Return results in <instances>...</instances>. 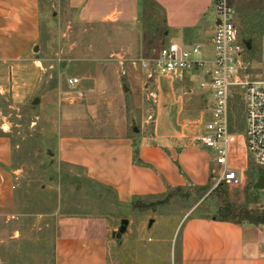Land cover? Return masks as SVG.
Instances as JSON below:
<instances>
[{
  "label": "crops",
  "instance_id": "obj_1",
  "mask_svg": "<svg viewBox=\"0 0 264 264\" xmlns=\"http://www.w3.org/2000/svg\"><path fill=\"white\" fill-rule=\"evenodd\" d=\"M43 1L0 0V95L13 110L26 106L39 90L43 71V61L39 59ZM66 1L67 12L79 23L111 32L110 45L115 53L131 55L139 46L150 45L146 33L138 35L147 4L160 12L167 41L172 33L182 46L208 47L215 31L211 0ZM237 1L230 0L235 13ZM151 35L154 40L160 36L156 32ZM185 78H150L141 66L121 63L97 67L96 73L84 71L79 83L68 84V88L79 86L71 91L87 98L89 111L94 98H98L108 109L117 111L120 117L124 113L125 117V96L143 84L144 91L152 92L153 126L148 131L143 126L139 133L133 131L135 135H131L126 122L119 120L114 128L119 127L120 131L105 134L88 129L86 133L79 123L65 120L58 137L59 161L78 170L95 187L112 193L125 208L134 207L138 201L161 198L171 191H203L201 188L213 186L216 166L211 150L193 142L196 134L184 119L188 101L180 96L177 83ZM183 88H189L184 89L185 97L192 94L190 84L184 83ZM75 101L78 100L72 103ZM3 120L0 106V217H9L16 214L17 171L13 170V142ZM238 147H233L232 161L246 165V150ZM90 224L87 221L83 229L92 227ZM180 226L179 264H264V231L258 226L221 221L215 216L194 217L192 213L181 219L176 233ZM61 227L54 264H110V242L101 226L96 232L78 233L75 231L80 221L67 219L60 223Z\"/></svg>",
  "mask_w": 264,
  "mask_h": 264
},
{
  "label": "rangeland",
  "instance_id": "obj_2",
  "mask_svg": "<svg viewBox=\"0 0 264 264\" xmlns=\"http://www.w3.org/2000/svg\"><path fill=\"white\" fill-rule=\"evenodd\" d=\"M211 3L213 6V0ZM234 6L237 9L242 5ZM247 11L244 12L249 17L244 18L249 24L247 27L243 19L239 22L236 12L239 37L245 43H251L250 50L245 46L243 59L248 75L264 81V35L258 33V24L264 22V13L251 14ZM160 18V12L147 4L138 35L140 37L142 32L144 35L146 33L150 45L145 44L144 48L139 46L131 55L123 51L115 53L110 45L112 34L109 30L79 23L72 13L67 12L66 0L43 1L39 56L43 61V71L39 90L34 99L20 110L10 109L9 102L0 95L4 114L2 124L6 125L5 129L13 142V170L17 171L16 214L0 217V264H54L56 240L62 232L60 223L67 219L80 221V227L75 231L78 233L96 232L100 226L103 228L110 242V264H179L178 235L182 226L177 233L175 231L186 214L217 217L224 202L228 201L235 208H245L253 214L262 215L264 190L254 189L260 169L251 158L246 165L237 161L234 166L238 175L244 176L240 187L221 184L212 190L210 184L203 191L194 188L175 190L161 198L138 201L131 208L120 206L112 193L95 187L78 170L59 161L58 137L65 120L79 123L86 133L88 129L105 134L120 131L119 127L114 128L119 125V120L126 122L131 135H135L134 127L140 130L145 126L147 131L152 128V92L144 91L143 84L125 96V117L124 113L120 117L117 111L108 109L98 98H94L93 109L89 111L87 98L77 95V91H71L79 86L68 88V79H80L84 71L96 73L97 67L114 63L133 65L141 58L152 59L168 41L178 43L179 39L172 33L168 41L165 40ZM253 26L255 28L251 29ZM155 32L160 34L156 40L151 35ZM70 48L74 49L70 51ZM64 62L66 67L62 68ZM204 81L205 77L199 73L187 75L177 83L180 96L188 101V112L184 119L196 134H193L194 138L200 135L199 121L206 113L209 98V93L201 86ZM83 83L87 84L86 81ZM184 83L190 84V96H184V89L189 90L183 88ZM157 87L158 79L155 91ZM239 94H235L231 100L230 121L236 147L239 145L241 148L244 146L246 124ZM36 99L39 103L34 105ZM73 100L78 101L72 103ZM211 153L214 157L215 153ZM123 219H128L130 226L121 245H118L112 238V232L118 230ZM152 219L155 223L148 229ZM87 221L91 222L92 227L83 229ZM258 227L264 231V225Z\"/></svg>",
  "mask_w": 264,
  "mask_h": 264
},
{
  "label": "built area",
  "instance_id": "obj_3",
  "mask_svg": "<svg viewBox=\"0 0 264 264\" xmlns=\"http://www.w3.org/2000/svg\"><path fill=\"white\" fill-rule=\"evenodd\" d=\"M213 12L215 31L208 47H186L171 41L154 58L136 60L133 64L146 69L150 78L160 75L184 78L199 73L205 77L202 89L209 93V98L206 113L199 121L202 132L193 142L215 153L212 188L215 190L221 184L237 188L244 182V176L238 175L232 161L236 142L230 111L231 100L238 92L245 112L243 145L248 157L264 171V81L252 79L247 73L243 59L245 42L239 37L230 0H213ZM78 83V79L68 81L70 86Z\"/></svg>",
  "mask_w": 264,
  "mask_h": 264
},
{
  "label": "trees",
  "instance_id": "obj_4",
  "mask_svg": "<svg viewBox=\"0 0 264 264\" xmlns=\"http://www.w3.org/2000/svg\"><path fill=\"white\" fill-rule=\"evenodd\" d=\"M244 2H246L244 4ZM261 2L262 0H238L236 2V4H241V7H237V12L239 15V22L241 23V20L243 21L244 26H248L249 24H247L246 19H249V17L246 16V14H244L245 10H248L247 12H250L251 14H256L258 12L259 13H264V7H260L261 6ZM243 3V4H242ZM259 16V15H258ZM264 17V15H263ZM241 18V19H240ZM161 22V20H160ZM258 30H259V34L261 33V36L264 35V22L261 21L258 24ZM255 26H253L251 29H254ZM256 33V34H258ZM244 35H247L243 32ZM251 40V38H249ZM180 191V190H178ZM216 217V216H215ZM217 219L221 220V221H227V222H233V223H237V224H243V223H247V224H251V225H255V226H263L264 225V217L258 214H253L251 211H249L248 209L245 208H235L233 207L231 204H229L228 201H225L223 204V207L220 209L219 211V216L216 217Z\"/></svg>",
  "mask_w": 264,
  "mask_h": 264
},
{
  "label": "water",
  "instance_id": "obj_5",
  "mask_svg": "<svg viewBox=\"0 0 264 264\" xmlns=\"http://www.w3.org/2000/svg\"><path fill=\"white\" fill-rule=\"evenodd\" d=\"M245 46L248 50L251 49V43L250 42L245 43ZM65 67H66V63L64 62L62 64V68H65ZM38 103H39L38 99L34 100V102H33L34 105H37ZM134 132L139 133V129L137 127H134ZM201 189L204 190L205 188H201ZM254 189L264 190V171L263 170L259 171L258 180H257L256 184L254 185ZM261 209L263 211L262 216L264 217V207L261 206ZM154 223H155V220H153V219L150 220L149 224H148V229H151L153 227ZM129 226H130V221L128 219H123L120 222V227L118 228V230L112 232V238L114 240H116L118 245H121L122 238L125 234H127Z\"/></svg>",
  "mask_w": 264,
  "mask_h": 264
}]
</instances>
